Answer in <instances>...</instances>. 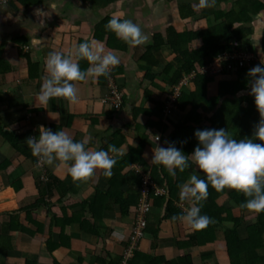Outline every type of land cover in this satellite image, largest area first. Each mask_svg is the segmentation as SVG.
I'll return each instance as SVG.
<instances>
[{"label":"crops","instance_id":"0c3cea01","mask_svg":"<svg viewBox=\"0 0 264 264\" xmlns=\"http://www.w3.org/2000/svg\"><path fill=\"white\" fill-rule=\"evenodd\" d=\"M230 1L213 0L210 7H197L198 0H59V11L47 16L37 12L48 11L45 0H13L8 5L3 4L0 6V126L3 122H13L14 116H24L20 126L25 131L20 139L25 148L26 138L37 136L39 125L48 128L59 126L73 140L83 141L86 148L103 149L109 144L116 146L119 149L117 159H122L130 149L137 147L141 137L148 133L150 143L146 145L143 156L148 166L155 165L150 160L157 144L153 141L157 132L146 125L148 117L155 122L161 119L164 123L168 121V116L175 120L182 117L174 109L163 113L162 117L156 110L159 103L171 94L167 82L180 67L171 48L163 44L167 40L168 29L174 28L181 33L212 27L215 25L213 17H205L204 12L214 8L229 9ZM182 4L195 8V15L182 20L177 13L178 6ZM112 16L137 23L144 33L150 35V42L129 46L117 38L104 24L100 25ZM99 25L98 32L96 28ZM249 26L254 30V40L264 36V11L254 16ZM35 38L39 39L38 42H34ZM92 39L101 42L104 52H111L120 61L110 69L125 94L123 107L115 111L103 103L108 94V76L95 79L88 76L83 81L73 82L77 93L75 103H69L62 97L50 98L44 104L36 100L41 78L47 75L44 69L47 53H67L81 41ZM259 39L255 43L256 49L260 47ZM149 51L151 54L143 59ZM257 57L264 63L262 58ZM79 65L81 70L89 67L84 59L79 61ZM167 65H171L168 73ZM147 73L154 77L149 80L146 86L149 94L145 95L141 84ZM137 109L142 112L134 120ZM171 127L166 134H161L158 145L166 146ZM0 152L15 166L12 173L0 174V233L11 220L12 213L16 214V222L35 233L33 237L26 232H9L12 248H0V264H53L54 260L61 264H110L123 254L132 232L134 210L124 216L118 204L104 199L103 203L96 190L101 193L107 191L110 177L103 176L102 170H95V174L84 181L74 182L64 167L55 166L56 162L45 164L50 186L46 191L47 184L44 182L43 201L31 214H27L24 208L37 203L41 197L36 186L41 170L36 160L16 153L1 138ZM135 166L128 170H134ZM190 167L193 170L195 165L189 161V167L184 172ZM18 181H22V186L16 190L13 184ZM60 188L67 192L61 193ZM121 188L125 190L126 186ZM96 201H100L99 205H93L97 204ZM89 205L95 206L93 211ZM177 205L183 213L191 206L186 199ZM20 209L24 211L19 212ZM53 214L63 220V225L60 221V224L53 223ZM164 215L163 205L152 209L148 223L151 228L159 229L158 238L152 246V235L147 234L139 244V252L168 261L189 254L192 264H230L223 241H215L212 247L178 246L176 243L188 241L191 228L180 219L163 220ZM66 217L74 220L66 224ZM84 228L91 233L84 234ZM60 236H65V240L68 238L69 247L56 248L50 254L45 241L51 237L58 243Z\"/></svg>","mask_w":264,"mask_h":264},{"label":"trees","instance_id":"16d2710c","mask_svg":"<svg viewBox=\"0 0 264 264\" xmlns=\"http://www.w3.org/2000/svg\"><path fill=\"white\" fill-rule=\"evenodd\" d=\"M11 1L13 0H9L4 5L10 4ZM2 5L0 4V6ZM262 11H264V0H233L229 9H216L204 12L203 15L205 17H213L215 25L212 27L181 33H177L174 28L168 29L167 40L163 44L171 48L175 60L180 64V67L171 74L167 82V88L171 90L172 94L174 87L182 78L193 72L196 75L190 85L192 88H184L175 105L174 110L182 114L179 120L168 116L166 119L168 121L164 123L161 119L155 122L148 117L146 125L150 129L153 128L157 132L156 136L159 137L158 140H156V136L153 138L155 143H159L161 134H166L170 126H172V131L167 135L168 141L175 142V146L185 154L191 153L197 143L193 136V132L196 129L224 128L235 139L250 138L252 136L254 125L259 120V114L252 97L247 94L248 78L246 73L249 68L260 62H251L246 67H239L238 63L234 62L224 63L223 72L215 76L201 74L200 69L211 62L214 57L235 50L252 52L262 58L264 62V36L259 39L260 47L256 49L253 45L254 30L249 26L254 21V16ZM177 13L184 20L194 16L196 12L190 4H182L178 6ZM107 21L102 22L100 25H105ZM100 25L96 28L98 32ZM233 41L239 43L237 47L231 44ZM149 54H151L150 51L147 55H144L143 59H147ZM169 69H171V65H167L166 73H168ZM111 75L114 77L112 70ZM153 77L149 73L145 75L141 84L145 95L149 94L146 86ZM171 94L166 96L156 109L161 117L165 110V104ZM123 104L118 109L111 106L110 108L117 111L123 107ZM141 112L140 109L134 111V120ZM22 120H24V116H14L13 122H3V126H0V138L4 143L11 146L16 153L35 161L37 158L31 155L30 149L22 146L23 141L20 137L22 132L25 131V128L20 126ZM48 129L53 131L60 130V127L52 126ZM148 139V133L144 134L137 147L130 149L122 159H115V164L111 169L112 174L108 179L109 188L102 193L100 190H96V193L102 197V201L104 199V201H112L113 204H118L121 208V214L124 216L130 210H136L141 187V178L136 173L135 168L138 167L144 170V172L149 173L151 180L159 188L166 190V193L162 196L155 197L150 195L152 208L163 205L165 207V215L162 219L177 221L179 220V216L183 214L182 209L177 204L184 201L179 197V185L186 182L193 167H190L187 172L177 170L176 175L173 177L169 176L168 172L159 165L148 166L149 164L143 156L146 145L150 143ZM103 149L107 150V147ZM134 164L137 165L134 167V170H128ZM14 170V164L0 152V174L8 175V173H12ZM202 176L203 174H201ZM49 179L48 176L47 181H45L47 185L40 178L37 179L36 186L39 189L41 197L37 203L24 208L27 214L28 212L31 214L38 207V204L43 201L44 191L42 186L45 185L47 191L48 186H50ZM122 185L126 186L125 190L121 188ZM21 186L22 181L13 184L16 190L21 188ZM60 192L65 193L67 190L60 188ZM245 199L246 197L237 191L224 189L217 192L209 186L207 197L201 202L200 214L207 215L210 222L202 229H191L188 233L190 236L188 241L176 244L180 247H212L215 241H223L230 264H264V253L262 252L264 250V210L257 212L243 207L242 203ZM97 201V204L93 205H99L100 201ZM104 201L103 203H105ZM93 205L91 207L89 205L92 211L95 208ZM101 205H103L102 202ZM81 209L86 210L85 207H81ZM24 210L20 209L19 212ZM150 214L151 212L146 217L147 223L144 228V237L150 233L154 240L151 242L153 246L158 238L159 229L149 226L148 217ZM14 215L16 214L12 213L10 215L11 220L7 225H4L3 232L0 233V248L3 246L4 250H11L12 248L9 237V232L11 231L26 232L33 237L35 236L33 231H29L25 226L16 222ZM173 217H176V219ZM52 220L56 224L59 221L62 225L64 223L61 218L59 220L54 214ZM73 220L68 217L65 219L66 224H70ZM28 221L31 222V219H28ZM32 223L35 224L34 221ZM94 231L96 232L95 228ZM82 232L84 234L85 232L91 233L89 230L85 231V228L82 229ZM64 238L65 236H60L58 243L52 241L51 237L47 239L45 243L47 244L48 252L51 254L53 250L59 247L68 248V238L66 240ZM128 245L129 239L126 242L125 248ZM138 250L134 252L133 257L126 264H192V258L189 254H185L174 261H168L163 257L144 254ZM123 254L119 258L112 260L110 264H121L124 259ZM53 264L61 263L54 260ZM102 264H105V262H102Z\"/></svg>","mask_w":264,"mask_h":264},{"label":"clouds","instance_id":"9594fccd","mask_svg":"<svg viewBox=\"0 0 264 264\" xmlns=\"http://www.w3.org/2000/svg\"><path fill=\"white\" fill-rule=\"evenodd\" d=\"M58 2L45 0L48 11L37 12L46 16L57 13ZM212 2L198 0L196 6L210 7ZM104 27L129 46L150 42V35L131 19L112 16ZM259 37L253 41L254 46ZM38 40L35 38L34 42ZM81 59L89 63L87 69L81 70ZM119 62L111 52H104L103 44L94 39L81 41L67 53L50 51L44 61L47 75L41 78L36 100L44 104L50 98L62 97L69 103H75L77 93L73 82L83 81L88 76L93 79L107 77L110 67ZM259 62L246 73L247 94L252 97L259 114L250 138L235 139L224 128H203L194 130L197 143L189 154L177 148L175 142L169 141H165L166 146L156 144L155 150H152L150 163L163 167L169 176L174 177L177 170L184 171L189 167V161L195 165L186 182L179 185L180 199L188 200L191 205L179 219L193 230L202 229L210 222L207 215L200 214L201 202L206 199L209 186L217 192L231 189L242 193L246 197L243 207L257 212L264 210V63ZM37 131V136H29L25 140L31 155L37 158L36 165L44 164L45 168V164L53 165L56 162L55 166L64 167L74 182L86 180L97 169L102 170L103 176H111V169L119 154L116 146L109 144L107 150L90 149L85 147L83 141L73 140L63 129L52 131L39 125ZM44 168L39 167L41 181L43 176L48 177ZM133 212L134 222L136 210Z\"/></svg>","mask_w":264,"mask_h":264},{"label":"built area","instance_id":"2783aa9c","mask_svg":"<svg viewBox=\"0 0 264 264\" xmlns=\"http://www.w3.org/2000/svg\"><path fill=\"white\" fill-rule=\"evenodd\" d=\"M9 0H0V4H5ZM234 47L238 46L237 41L231 43ZM234 62L238 63L239 67H246L251 62H259L258 57L252 52L244 51H232L223 53L217 57H214L211 62L206 66L200 69L201 74H207L211 76L219 75L223 72L224 63ZM107 78L108 94L103 99V103L118 109L122 106L124 100V93L121 91L116 84L114 77L111 75V70L109 69V74ZM196 73L193 72L188 76L182 78L177 85L174 87L173 92L169 100L165 104L164 113L169 112L171 109L175 108L177 100L181 95V92L184 88H188L191 85V82L195 78ZM38 167L44 168V164H37ZM136 168V173L141 178V187H140V197L138 201V206L136 209V216L133 222L132 233L129 237V245L124 250L123 261L121 264H126V262L133 257L134 252L138 250L141 240L144 238V228L146 226L147 220L146 217L150 213L152 208V199L150 195L153 196H162L166 193V190L159 188L150 177V174L144 172V170ZM43 181H46L45 176L42 177Z\"/></svg>","mask_w":264,"mask_h":264},{"label":"water","instance_id":"95a60500","mask_svg":"<svg viewBox=\"0 0 264 264\" xmlns=\"http://www.w3.org/2000/svg\"><path fill=\"white\" fill-rule=\"evenodd\" d=\"M232 2H233V0L229 2V5H232ZM193 9H195V8H193ZM214 10H216V8H214Z\"/></svg>","mask_w":264,"mask_h":264}]
</instances>
